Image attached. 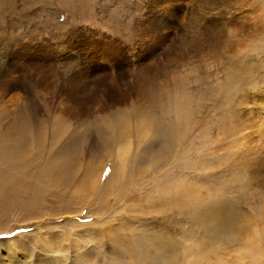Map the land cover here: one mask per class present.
<instances>
[{
    "label": "rangeland",
    "instance_id": "rangeland-1",
    "mask_svg": "<svg viewBox=\"0 0 264 264\" xmlns=\"http://www.w3.org/2000/svg\"><path fill=\"white\" fill-rule=\"evenodd\" d=\"M4 3L0 81L15 50L54 46L64 77L79 40L114 49L109 97L0 88V264H264V137L234 130L264 100V0Z\"/></svg>",
    "mask_w": 264,
    "mask_h": 264
},
{
    "label": "bare ground",
    "instance_id": "bare-ground-1",
    "mask_svg": "<svg viewBox=\"0 0 264 264\" xmlns=\"http://www.w3.org/2000/svg\"><path fill=\"white\" fill-rule=\"evenodd\" d=\"M4 7H5L4 0H0V11L1 12H3L5 10ZM167 10H165V11H167ZM165 11H164V13H165ZM210 14H211V12H210ZM154 28H155V26H154ZM152 29H153V26H152ZM148 31L145 33H148ZM142 32H143V30H142ZM145 33H143V34H145ZM146 35L148 36V34H146ZM79 42H80L79 45L83 49L88 48V51L86 53L87 58H85V60L82 61V63L83 62H87V63L84 65L82 64L83 67L71 72L69 75H65L64 77H62V73H60L58 66L54 64V63H59L61 61V57H60V55H58L54 46H52V45L51 46L50 45H41L42 47L38 48V51H36V50L30 51L28 48H24L26 50H20V51L15 50V51H13L11 54L12 55L11 58H9L10 60L9 59L6 60V63H5V66H7L8 68H4V70H2V71H7V69H9V68H13V72H15L16 74L19 73L20 78H18V76L16 75V77H14L12 79H9V80L6 79L5 81H0V88L2 89L3 93H5L4 95H7L8 92L13 91V94H12V101H13V100H17L21 96L28 97L29 96V93H28L29 90H31L33 92L35 89H38V88H43V89L48 88L51 91V94L55 99H57L59 97L61 99L65 98L68 101H70L73 104V106L74 105H80L79 104L80 101L94 100L98 97L97 95L99 93H101L103 95V97H109L111 94L110 90H112V89H111V87L107 86L106 83H104L102 79H106V77L109 75V74H107V72L111 68L108 67V65H107L108 63H106L107 62L106 60H104V59L99 60L100 59L99 56H105V55L112 54L114 47L111 44H103L104 42L102 44L101 43L99 44L98 42H94L93 40L88 41L87 38H85L84 40H79ZM91 43H94L95 46H90ZM139 45H142V44L139 42ZM166 47L169 48V46H166ZM161 48H160V50H162ZM163 48H164V46H163ZM168 48H166V49H168ZM125 50L128 51L129 49L125 48ZM148 50L153 51L151 48L150 49L148 48ZM163 51H166V50H163ZM9 53H11V51H9L8 54ZM148 53H150V52H148ZM164 54H165V52H164ZM97 55H99V56H97ZM17 60H22V62L23 61H25V62L19 63V62H16ZM79 62H80V60H79ZM15 64H17V66H15ZM150 64H152V63L148 62V65H147L150 68L151 67H156V69L159 68L156 66L158 63L156 65H154V63L152 65H150ZM145 65H146V63H145ZM138 66L140 68L138 71H136V68ZM118 67L121 70L118 69L119 73L117 72V76L119 78L120 77L123 78L124 76H126V73H125L126 71H124L125 65L123 63H119ZM128 67L131 69V72H130L131 75L130 76H133V78H131L130 81H128V83H127L128 88H129L128 90L132 91V93L134 94L133 96H137L138 94H140V92L143 93L144 92V91H142L143 89L145 90L146 88H150V86L153 87V84L155 83L154 82L155 79H152L150 77L145 78L141 74V73L148 74L149 68H146V70H147L146 72H148V73H146L145 70H142V66L138 65V63L131 64ZM133 67H134L135 71L132 70ZM144 67H146V66H144ZM150 70L153 71V69H150ZM158 70L159 69H157V72H159ZM18 79H20V80H18ZM124 96H126V94ZM130 98H131V96H130ZM261 98H264V95L261 96ZM101 99H105V98H101ZM243 101L249 102L247 97H244ZM67 104L69 105V102ZM255 106H256L255 118H253L252 120L250 119L251 121L249 123H246L245 125H240V124L236 125V127L234 129L237 133V137L235 139H237L238 141L245 142L246 140H249L250 136H255V138L257 139L256 141H260L264 137V100L262 99V101L256 103ZM61 109H62V107H61ZM251 116H252V114H251Z\"/></svg>",
    "mask_w": 264,
    "mask_h": 264
}]
</instances>
